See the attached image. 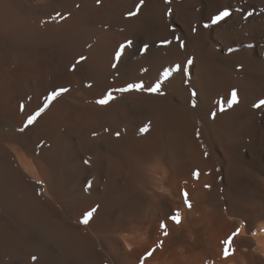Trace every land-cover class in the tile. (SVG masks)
I'll list each match as a JSON object with an SVG mask.
<instances>
[{"label":"bare ground","instance_id":"1","mask_svg":"<svg viewBox=\"0 0 264 264\" xmlns=\"http://www.w3.org/2000/svg\"><path fill=\"white\" fill-rule=\"evenodd\" d=\"M138 3L0 0V264H264V108L252 107L264 99V0H145L129 17ZM224 7L232 15L205 28ZM177 64L188 72L162 95L96 103Z\"/></svg>","mask_w":264,"mask_h":264},{"label":"snow or ice","instance_id":"2","mask_svg":"<svg viewBox=\"0 0 264 264\" xmlns=\"http://www.w3.org/2000/svg\"><path fill=\"white\" fill-rule=\"evenodd\" d=\"M100 0H97V3H99ZM171 0H165V3H170ZM145 3V0H139V3L135 6V11H129L128 12V16H135L139 13L140 9L143 7ZM172 14V9L169 8L167 10L166 15H171ZM59 15V13L57 14ZM232 15V12L229 10L228 7H224L222 10L218 11L216 14L212 15L210 17V23H206L204 25L205 28H208L212 25H217L219 24L221 21H225L226 18L230 17ZM248 16H251L252 13L249 12L247 13ZM193 31H195V28H193ZM175 39L178 41L179 43V47L183 48L184 47V42L180 39V37H175ZM172 41L170 40H163L161 41V45H168L171 44ZM132 46V41L129 40L124 44H120L118 50L115 51V60L118 62L125 50V48L127 47H131ZM148 46L145 45L144 46V50L147 51ZM86 57L81 56L79 58V60L77 61V63H80L81 61L85 60ZM193 63V61L191 59H189L187 61V65H191ZM114 68L116 67V64L113 63L112 65ZM75 66H73V70H74ZM146 71V70H145ZM173 72H181L183 74H187L188 72V68L187 66H182L180 64L175 65L173 68H166L163 70V72L161 73V78L157 79L156 82L150 86H145L143 81H140L138 83H129L127 84L125 87H121V88H115V89H109L105 95L101 98L98 99L96 101L97 104L99 105H106L109 101L113 100L115 97L113 96V92H128V91H146L149 93H159V94H163L160 92L161 89V85L164 82V80H167ZM91 86V85H89ZM68 89L66 88H60V89H56L52 92H50L45 98H44V103L43 105L38 108L33 114L29 115L27 117V121L24 125L25 128H27L29 125L33 124L37 118L48 108L49 104L54 101L58 96H60L62 93L67 92ZM193 96L196 95L195 92L192 93ZM224 103L225 102H221L220 103V108L219 110L222 112L225 110L224 108ZM239 103V99H238V95H237V90L233 89L230 93V97L226 100V104L228 108H231L233 105L238 104ZM193 106H195V104H193ZM252 107L257 108V109H262L264 108V99H260L258 102L254 103L252 105ZM21 110H23V105H21ZM216 113L213 112L212 116L213 118H215ZM21 131H23L24 129H20ZM141 133L147 132L148 131V126H145L143 128L140 129ZM93 135H95V133H93ZM120 133L117 132L116 136L119 137ZM198 135V133H197ZM205 155H207V153H205ZM88 161H85V163H87ZM200 177V171L199 170H195L192 172V178L193 179H199ZM91 186V184L89 183V187ZM205 188H209L210 185L205 184L204 185ZM181 195L183 197V202L185 204V206L189 209L192 208V203L189 200V193L187 190H181ZM99 205L91 208L89 211L85 212L80 220V223L84 224V225H88L90 220L92 219L94 213H96V211L98 210ZM169 219H171L174 223L176 224H180L181 223V213L179 210H177L174 214H172ZM160 228L163 230V234L165 236L168 235V231H167V225L164 222H161L160 224ZM243 228V224H241L240 227L236 228L235 231H233L231 233V235L227 236L226 239H223L221 241V244L223 245V255L225 258L229 257L230 255L234 254L235 252V248L233 246V240L235 237H237L241 230ZM163 245V241H160L157 245V247H162ZM155 251V249H152L150 251H148L147 255L151 256L152 253ZM33 260H36V257H32Z\"/></svg>","mask_w":264,"mask_h":264}]
</instances>
